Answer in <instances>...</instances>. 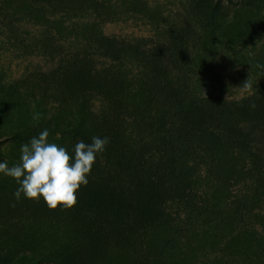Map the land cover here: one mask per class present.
I'll use <instances>...</instances> for the list:
<instances>
[{
    "label": "rangeland",
    "instance_id": "1",
    "mask_svg": "<svg viewBox=\"0 0 264 264\" xmlns=\"http://www.w3.org/2000/svg\"><path fill=\"white\" fill-rule=\"evenodd\" d=\"M102 36L148 39L160 52L175 54L185 71L182 81L174 80L178 91L233 101L264 79V0H0V157L9 167L29 141L12 139L14 133L78 116L91 78L87 69L57 70L56 60L64 46ZM173 68L158 70L166 76ZM49 134L70 153L79 141L68 132ZM229 161H220L223 172ZM200 181L207 190L206 226L182 249L147 264H264V192L255 194L244 183ZM17 187L0 175V264H135L82 222L80 208L91 206L92 198L70 210H49L42 200L17 201Z\"/></svg>",
    "mask_w": 264,
    "mask_h": 264
},
{
    "label": "trees",
    "instance_id": "2",
    "mask_svg": "<svg viewBox=\"0 0 264 264\" xmlns=\"http://www.w3.org/2000/svg\"><path fill=\"white\" fill-rule=\"evenodd\" d=\"M77 43L63 47L56 69H87L92 82L82 92L88 97L74 121L63 119L47 130L68 132L74 142L109 137L77 202L92 198L80 218L104 235L110 250L147 264L182 249L208 222L201 178L264 192V79L240 100L192 94L173 84L185 73L175 54L160 52L148 39L102 36ZM162 64L174 68L165 76L158 70ZM40 132L14 133L12 139L30 140ZM225 156L227 172L221 170Z\"/></svg>",
    "mask_w": 264,
    "mask_h": 264
},
{
    "label": "clouds",
    "instance_id": "3",
    "mask_svg": "<svg viewBox=\"0 0 264 264\" xmlns=\"http://www.w3.org/2000/svg\"><path fill=\"white\" fill-rule=\"evenodd\" d=\"M49 131L42 130L20 146L19 162L9 167L0 161V175L16 181L14 198L43 201L49 210H70L77 203V193L87 186L97 158L106 150L109 137L93 136L91 143L78 141L68 149L50 142Z\"/></svg>",
    "mask_w": 264,
    "mask_h": 264
}]
</instances>
